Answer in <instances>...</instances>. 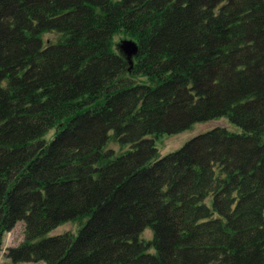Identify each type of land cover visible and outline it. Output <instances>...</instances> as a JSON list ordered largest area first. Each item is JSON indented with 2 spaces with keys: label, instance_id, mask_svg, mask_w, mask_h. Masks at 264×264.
<instances>
[{
  "label": "trees",
  "instance_id": "16d2710c",
  "mask_svg": "<svg viewBox=\"0 0 264 264\" xmlns=\"http://www.w3.org/2000/svg\"><path fill=\"white\" fill-rule=\"evenodd\" d=\"M19 221L14 264H264V0H0V244Z\"/></svg>",
  "mask_w": 264,
  "mask_h": 264
},
{
  "label": "rangeland",
  "instance_id": "374dc122",
  "mask_svg": "<svg viewBox=\"0 0 264 264\" xmlns=\"http://www.w3.org/2000/svg\"><path fill=\"white\" fill-rule=\"evenodd\" d=\"M43 40L46 41L47 39H53V34L46 33L43 35ZM122 39H128L127 36H125L122 32H117L112 36V40L114 43H112V50L113 52H116L117 44ZM116 48V49H115ZM137 83H145L147 84V81L144 77H137L134 79ZM215 127H221L226 128V130L237 133L240 132L238 128H235L233 125H231L226 118H219V119H213L212 121L208 122H202L193 124L189 129L184 130L183 132H180L179 134L175 135H161L154 141L155 149L157 150V156L163 157L164 155H167L170 152H174L179 150L181 146L185 144V142L191 140V138H194L196 136L201 135L204 132L210 131L214 129ZM54 133V129L50 130L49 133H47L44 137L45 140H50L51 136ZM109 147L111 148H117L113 146L112 144H109ZM23 228L24 225L21 221H19L15 226L7 232L2 237L1 240V247H0V264H14L10 261L9 258L5 256L6 251L8 248L16 247L19 245V242L23 239ZM65 231L73 232V234H76V227L75 225L71 223H65L63 225H60L56 227L49 236H54L56 234H62L65 233ZM144 238H149V231L147 233H144ZM20 264H30V263H20ZM32 264H41V263H32Z\"/></svg>",
  "mask_w": 264,
  "mask_h": 264
},
{
  "label": "water",
  "instance_id": "95a60500",
  "mask_svg": "<svg viewBox=\"0 0 264 264\" xmlns=\"http://www.w3.org/2000/svg\"><path fill=\"white\" fill-rule=\"evenodd\" d=\"M117 49L119 54L124 58L126 63H128L129 68L131 67V59L136 54V43L133 39H122L117 44Z\"/></svg>",
  "mask_w": 264,
  "mask_h": 264
}]
</instances>
